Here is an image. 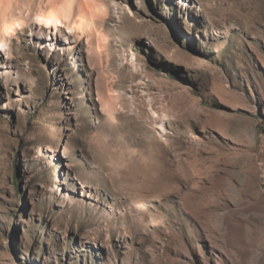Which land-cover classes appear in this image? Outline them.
<instances>
[{
  "label": "rangeland",
  "instance_id": "1",
  "mask_svg": "<svg viewBox=\"0 0 264 264\" xmlns=\"http://www.w3.org/2000/svg\"><path fill=\"white\" fill-rule=\"evenodd\" d=\"M103 1L111 113L85 37L0 48V264H264V0Z\"/></svg>",
  "mask_w": 264,
  "mask_h": 264
},
{
  "label": "bare ground",
  "instance_id": "2",
  "mask_svg": "<svg viewBox=\"0 0 264 264\" xmlns=\"http://www.w3.org/2000/svg\"><path fill=\"white\" fill-rule=\"evenodd\" d=\"M19 15L13 14L14 8ZM32 14L35 37L56 40L68 39L63 29L76 33L78 40L85 37L88 59L97 71L96 88L101 104L107 112H113L116 98L109 93L108 79L103 72L106 36L103 22L107 10L103 0H0V48L7 45L17 30L25 25L23 12ZM46 34V36H45ZM6 70L12 64L2 66Z\"/></svg>",
  "mask_w": 264,
  "mask_h": 264
}]
</instances>
